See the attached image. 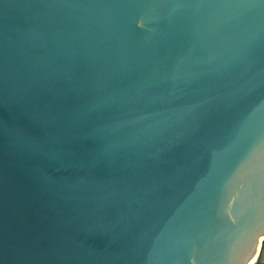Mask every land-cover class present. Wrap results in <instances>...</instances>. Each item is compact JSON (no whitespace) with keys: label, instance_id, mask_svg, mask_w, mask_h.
I'll use <instances>...</instances> for the list:
<instances>
[{"label":"water","instance_id":"95a60500","mask_svg":"<svg viewBox=\"0 0 264 264\" xmlns=\"http://www.w3.org/2000/svg\"><path fill=\"white\" fill-rule=\"evenodd\" d=\"M263 242L264 0H0V264Z\"/></svg>","mask_w":264,"mask_h":264},{"label":"crops","instance_id":"0c3cea01","mask_svg":"<svg viewBox=\"0 0 264 264\" xmlns=\"http://www.w3.org/2000/svg\"><path fill=\"white\" fill-rule=\"evenodd\" d=\"M258 258H260L261 262L264 263V242L261 245Z\"/></svg>","mask_w":264,"mask_h":264},{"label":"trees","instance_id":"16d2710c","mask_svg":"<svg viewBox=\"0 0 264 264\" xmlns=\"http://www.w3.org/2000/svg\"><path fill=\"white\" fill-rule=\"evenodd\" d=\"M255 264H264L263 262H261L260 258H258V260L256 261Z\"/></svg>","mask_w":264,"mask_h":264},{"label":"bare ground","instance_id":"6f19581e","mask_svg":"<svg viewBox=\"0 0 264 264\" xmlns=\"http://www.w3.org/2000/svg\"><path fill=\"white\" fill-rule=\"evenodd\" d=\"M254 262V261H253Z\"/></svg>","mask_w":264,"mask_h":264}]
</instances>
